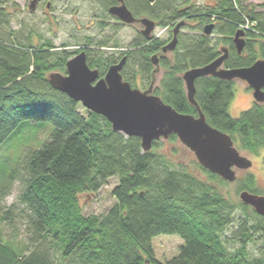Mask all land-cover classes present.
<instances>
[{
	"label": "trees",
	"instance_id": "16d2710c",
	"mask_svg": "<svg viewBox=\"0 0 264 264\" xmlns=\"http://www.w3.org/2000/svg\"><path fill=\"white\" fill-rule=\"evenodd\" d=\"M128 2L161 27L186 21L172 56L160 60L165 70L154 88L179 112L197 114L188 101L183 73L211 63L222 47L229 50L226 68L264 59V11L244 0H214L206 8L172 0ZM210 23L212 33L204 34ZM239 29L245 31L242 53L234 43ZM3 30L13 31L9 14L0 6V148L26 122H50L54 129L40 148L23 156V189L17 202L0 213V264H264V216L241 200L227 198L220 187L228 181L196 160L193 164L206 178L175 162L176 149L163 150L164 142L154 141L144 152L139 137L114 131L104 116L88 109L82 113L80 103L48 80L52 71L67 72L72 53L52 43L35 45L29 34L6 37ZM163 43L142 40L127 51L124 80L135 87L140 74L151 84L157 77L151 57ZM106 47L88 50V65L97 67L101 76L113 61L112 55L100 54ZM136 67L141 73H134ZM234 96L235 80H196L195 98L207 121L229 133L241 148L257 152L264 148V104L254 103L234 117ZM168 139L178 141L176 134ZM15 177L6 163L0 166V203ZM112 177L118 178L112 189L116 203L105 214L84 215L79 195L98 192ZM254 184L253 176L247 177L238 181L237 191H253ZM16 217L25 223L26 253L6 239L1 227ZM235 219L234 238L240 245L231 252L222 236ZM161 234L178 235L184 242L180 253L165 262L155 257L152 245ZM254 239L262 244L258 255L247 249Z\"/></svg>",
	"mask_w": 264,
	"mask_h": 264
},
{
	"label": "water",
	"instance_id": "95a60500",
	"mask_svg": "<svg viewBox=\"0 0 264 264\" xmlns=\"http://www.w3.org/2000/svg\"><path fill=\"white\" fill-rule=\"evenodd\" d=\"M111 12L125 22L132 23L135 20L124 3L111 9ZM141 21L145 24L143 32L148 37L155 24L149 18ZM183 24L184 22L176 24L174 37L163 51H173L176 48L178 33ZM213 27L214 24L211 23L205 25L204 34L210 35ZM244 35L243 29H239L234 35L238 53L244 50ZM228 56L229 50L223 47L222 54L211 63L189 68L183 73L188 101L195 107L197 114L179 112L156 95L154 86L157 78L145 90L133 87L124 80L121 73L125 58L112 64L101 76L98 69L88 65L86 52L81 51L68 59L66 73L52 71L48 80L52 87L82 103L86 109L104 116L114 131L139 137L144 152L152 149L154 141L168 139L176 134L183 145L194 153L202 167L232 182L236 179V169H248L252 166V161L239 152L228 133L207 121L195 98L196 80L205 76L230 81L240 79L253 90L255 101L264 103V59L260 58L250 66L226 68L224 63ZM152 62L157 67V73L159 59L156 55L152 57ZM240 198L264 216V196L242 191Z\"/></svg>",
	"mask_w": 264,
	"mask_h": 264
},
{
	"label": "rangeland",
	"instance_id": "374dc122",
	"mask_svg": "<svg viewBox=\"0 0 264 264\" xmlns=\"http://www.w3.org/2000/svg\"><path fill=\"white\" fill-rule=\"evenodd\" d=\"M75 1V0H74ZM245 4L253 5L256 10L264 11V0H244ZM189 4H193L202 8L208 7V5H212L214 0H190ZM81 13L78 14V18L81 19L84 23L86 22V10L85 6L80 8ZM191 23V21H190ZM192 24H195L193 21ZM191 28H187L186 30H190ZM10 30H3V35L6 37L16 38L23 37L29 33L28 30L17 29L14 28ZM38 32L43 33L49 37L48 31L40 30ZM53 34L56 33L58 37L55 39L56 46L57 44L62 43L68 38L67 31L65 29L57 30L54 29ZM10 33V34H9ZM30 33H32L30 31ZM89 34L88 30L85 29V25L78 30L76 39L77 41H81V39ZM154 35H160L162 39H166L168 37V30L165 27H158ZM121 39L125 40V45H122L121 48H127L128 42L132 39V32L126 30L123 34H121ZM36 37V36H35ZM213 37L216 38L217 34H213ZM14 40V39H13ZM73 43V42H72ZM75 45H72L74 48ZM109 50L103 49L100 52L101 55H106ZM170 57V56H169ZM106 69V68H105ZM164 68L160 66L159 71L157 73V82L155 83L154 88L160 85V80L164 73ZM62 72V71H61ZM64 73V72H62ZM150 80L145 78L142 75H137V85L135 87L145 90L149 87ZM248 85L244 81L237 79L235 80V96L230 105V113L234 117H239L241 112L252 107L254 103V97L251 91L248 90ZM79 110L86 114V108L79 104ZM54 126L50 122H26V124L18 129L15 133H13L10 138L1 146L0 148V166L4 163L7 164V168L9 171H15V179L12 184V188L10 190L9 195L4 197L1 200L0 213L3 210L8 209L10 205L17 202V198L21 190L23 189V179L26 177V172L23 169V156L30 149H38L42 146V144L49 138L50 133L53 131ZM165 143L166 149H176L177 153L173 157L175 162H180L183 165L190 166L193 171L199 176L206 178L205 175L201 173V171L195 167L193 161L196 160L194 153L178 139L177 142L172 143L169 139H161L159 140ZM245 155H248L247 152H243ZM255 167L251 170H248L247 173H254L256 175V179L258 184L264 187V160L260 158H254ZM239 177L243 175L242 172L237 173ZM118 183L117 177H112L109 179L108 183L105 184L98 192H89L85 191L79 195L80 205L82 208V212L84 215H102L110 210V208L116 203V198L112 194L113 187ZM237 183L231 182L226 184L225 186L220 187L221 191L224 195L229 198L232 202L238 203L240 201L238 191H237ZM18 213V211H16ZM237 219V218H236ZM235 219L234 223L228 226L223 232V241L226 245V248L229 251H235L237 247H239L240 242L235 240L234 232L237 230V220ZM3 234L6 239L9 240L15 246L21 247L24 250V253L27 252L25 245L27 241L26 232H25V223L19 218H14L11 222L10 220H4L1 224ZM183 239L178 235H167L161 234L153 238L152 245L154 248V254L157 259L162 262L172 259L180 253V245H182ZM261 241L254 239L247 244V249L251 255H258L259 249L261 247Z\"/></svg>",
	"mask_w": 264,
	"mask_h": 264
},
{
	"label": "flooded vegetation",
	"instance_id": "af4514ba",
	"mask_svg": "<svg viewBox=\"0 0 264 264\" xmlns=\"http://www.w3.org/2000/svg\"><path fill=\"white\" fill-rule=\"evenodd\" d=\"M155 1L156 0L150 2L153 3ZM172 1H174L180 6L189 5L190 3V0ZM133 2L136 4L138 3V0H133ZM123 3L127 6V8L132 12L133 16L135 17L134 22H125L118 15L111 12V9L118 7ZM0 6L4 7L6 9V12L9 14V28L28 30V34L32 36L31 39L35 45L39 43H52L56 45L55 39H57L56 37H58V35L54 33V35L51 36V34H53L52 31L54 29H65V31H67L66 34H68L69 37L66 38L65 41L57 45H59V49H64L72 53L71 57L80 53L81 51H85L88 58V50L96 49L100 45L107 46L106 49L109 50V52H107L106 55H112L113 61L104 66V68H106V71L112 64L119 63L123 58H125V63L121 70L122 72L126 63L128 62L127 51L135 49L137 44L140 43L142 40H147L149 42L162 40L164 42L161 46V49L152 55V57L154 55L158 57L160 68V60L162 58H170L172 56L173 51L175 50L174 49L173 51H163V48L174 37V27L176 26V24L184 22V24L181 26V31L182 27L185 25L186 22L185 19H183L177 21L175 24H171L165 27L168 30L169 34L166 39H162L160 35L153 34L158 27H161L158 25L157 20L147 14H142L134 11L129 5L128 0H0ZM82 6H85L87 8L85 23L78 18V14L81 13L80 8ZM143 18H149L155 24L153 30L151 31L148 37L143 32V30L145 29V24L141 21ZM83 25H85V29L88 30L89 34L85 35L81 39V41H77V32L81 29ZM40 30L48 31L49 37L45 35L46 37L43 36L41 38L40 36L43 33L38 32ZM126 30L132 32V39L127 43V48H121L122 45H125V40L121 39V34H123ZM30 31L32 33H30ZM73 44L75 45L74 48H72ZM94 68L97 69V67ZM156 68L157 67L155 66V69ZM134 73H141L140 68L136 67ZM247 88L253 94V90L249 87V85ZM254 103L259 102H256L254 99ZM233 142L239 152L252 161V166L248 169H236V179L232 182H236L238 184V181L244 180L245 178L250 176H253L255 182V186H253L254 190H240L238 192L239 198L240 193L242 191H248L254 194L264 196V187L258 184L256 175L254 173H247L248 170H251L255 167V157L264 160V148L259 149L257 152H253L248 149L241 148L237 140L235 141L233 139ZM244 151L247 152L248 155H245L243 153ZM238 172H242L243 175L239 177L237 174Z\"/></svg>",
	"mask_w": 264,
	"mask_h": 264
}]
</instances>
